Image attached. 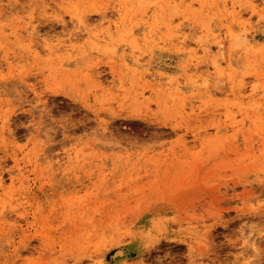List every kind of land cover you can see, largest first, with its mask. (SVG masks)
Segmentation results:
<instances>
[{
    "label": "rangeland",
    "instance_id": "374dc122",
    "mask_svg": "<svg viewBox=\"0 0 264 264\" xmlns=\"http://www.w3.org/2000/svg\"><path fill=\"white\" fill-rule=\"evenodd\" d=\"M0 264H264V0H0Z\"/></svg>",
    "mask_w": 264,
    "mask_h": 264
},
{
    "label": "bare ground",
    "instance_id": "6f19581e",
    "mask_svg": "<svg viewBox=\"0 0 264 264\" xmlns=\"http://www.w3.org/2000/svg\"><path fill=\"white\" fill-rule=\"evenodd\" d=\"M232 33H230L229 32V35H231ZM217 36V35H216ZM215 39H216V37H214ZM217 39H219V40H216V45H217V53L221 56L223 53V40L222 39H220V38H217ZM205 51L207 52V49L205 48ZM222 51V52H221ZM220 52L222 53V54H220ZM223 56V55H222ZM218 64H220V62L218 61L217 62V60H213V61H211L210 62V65L209 66H211V68L213 69L212 70V72H214V73H216L217 72V69H218ZM207 67H208V65H207ZM209 70V69H208ZM210 74H212L211 72L209 73V75ZM207 75H208V73H207ZM208 78H210V77H207V79ZM206 82V81H205Z\"/></svg>",
    "mask_w": 264,
    "mask_h": 264
}]
</instances>
